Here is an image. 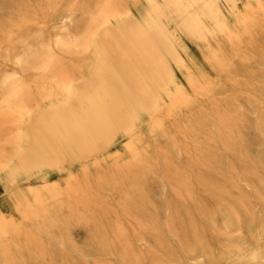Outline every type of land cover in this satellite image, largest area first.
Segmentation results:
<instances>
[{
  "label": "bare ground",
  "instance_id": "1",
  "mask_svg": "<svg viewBox=\"0 0 264 264\" xmlns=\"http://www.w3.org/2000/svg\"><path fill=\"white\" fill-rule=\"evenodd\" d=\"M48 24L58 33L28 37L27 28ZM255 34L264 35V0H0V57L15 67L0 72V264H13L10 245L16 259H50L35 264H264V96L254 127L250 103L238 104L237 134L231 113L214 122L210 164H177L197 121L176 132L181 112L211 95L200 63L225 72L227 45L248 61ZM219 146H238L239 166L211 165ZM68 161L81 164L71 171ZM45 169L55 179L19 185ZM51 208L67 214L56 219ZM202 220L230 238L223 249L199 230ZM69 224L85 228L58 229ZM46 245L48 257L25 254Z\"/></svg>",
  "mask_w": 264,
  "mask_h": 264
},
{
  "label": "rangeland",
  "instance_id": "2",
  "mask_svg": "<svg viewBox=\"0 0 264 264\" xmlns=\"http://www.w3.org/2000/svg\"><path fill=\"white\" fill-rule=\"evenodd\" d=\"M39 28L46 31L48 36H52L58 33L57 25H52V24H48L46 26L40 25V26L27 28L28 31L26 33L28 34V37H30L33 34V32L31 31ZM219 38L223 39L224 37L220 36ZM261 40H264V35L255 34L253 35V41L246 42L248 44L244 46V49L247 48L246 54L251 56L250 59H248V61H240L237 57L233 55L232 48L227 45L225 49L227 50V55L230 57L231 64L229 65V67H227L225 72H222L220 74L214 72L206 65L200 63L201 72H204L209 77H211L210 78L212 80V85H211L212 87L210 89L211 95L208 98L202 97V104L200 105L195 104L194 106L186 107L181 112V120L178 122V125L176 127V132H181L184 128L187 129L188 124H190L189 120L191 119V117L195 118V121L197 119L198 122L196 121V123H193V129L189 127L188 130L186 131L188 134V139H186V146L184 148L186 150V153L183 155L181 163H177V164L185 165L187 167L210 164L207 159L208 154L210 151L217 150L215 148L216 141L212 139V136L217 135V132H215L214 129H212V125L214 124V122L218 119L224 118V116L231 113L232 114L231 119L232 120L236 119L234 123L235 125L233 127L234 128L233 132L237 134L238 131H242V123L239 120L237 121V119H240L241 116V114H239L238 112V106H239L238 104L245 106L247 109H249L247 103H250L252 105L250 106V110L252 114L248 117H250V119L252 120L251 121L252 126L254 127L256 125V116L258 113V100L262 99L261 95L264 96V91L261 92L262 94H260L259 91L255 89V87H257L259 84L264 83V67L262 65L264 64V58H258V55L264 56V49H262L264 48V41ZM255 44L258 45V52H255L254 50ZM17 48H18L17 49L18 52L22 50L21 45H17ZM196 54H197V59H199L200 62L201 60H204V57L208 55V50L206 49V46H202L201 51L199 50ZM252 55H256V57H252ZM63 58H64L63 60L66 61L69 60L68 56H65ZM14 68L15 67L11 63L5 62L4 59L0 57V72L3 73L5 71H12L14 70ZM241 69L243 70L242 72ZM22 76L30 79L37 77L38 73L24 72ZM179 80H181V78ZM190 91L191 90L188 89V92ZM233 104H235L234 107ZM231 124H232L231 121H229L228 123H226V126H228L229 128ZM228 128L221 129L220 134H225V132L228 131ZM248 134L250 135L252 134V136H256L258 138V131L254 128H252V130H250ZM209 138L211 139L209 140ZM148 140L149 139H147V141ZM120 145L121 143L119 144V148L121 147ZM238 150H239L238 146H234V147L231 146V148L219 146L218 163H216L217 161H214L211 163V165L223 167L228 163V161H233L235 166H239V163L237 161L239 159ZM248 154L252 158H257L259 156L258 146L248 145ZM145 181H143V184H145ZM149 182L150 180L147 179L146 183ZM146 188H147L146 184L145 187L142 185V189L146 190ZM149 196L151 198H154V200L158 199L159 197L158 189L153 187V189L150 190L149 192ZM3 199L4 197H2L1 200ZM210 202L211 200L209 201V203ZM257 208L258 207H256V209ZM150 213H156L157 214L156 219L162 221L164 216V213L162 211H156V212L150 211ZM66 214L67 212L58 209L56 210L55 208H51L49 212V215L55 218L66 216ZM201 224L203 226L199 227V230L205 231V236L209 239L212 247H214L216 250L223 249L224 246L227 244V242L230 240V238H227L221 233H217L215 231L210 230L208 225L205 224V220H202ZM82 228L85 227L74 226L73 224L71 225L69 224L66 226L64 225L58 229L76 231V230H82ZM181 232L182 233L185 232L188 239H192V234L190 233L191 230L185 225V223L183 225V228L181 229ZM74 238H75V243L77 245H81L82 240L80 239L79 235H74ZM3 242H5L4 239ZM165 244L166 246L168 245L171 247L177 246V243L171 241L168 238L165 240ZM30 248H32L30 251L29 250L25 251V254L27 256H30L31 254L39 255L41 253V256L48 257L50 253L49 245H46L42 249L35 248L33 246ZM5 251H6L5 255L8 256V258H6L5 261L13 264L14 263L35 264V263L50 262V259L48 258L44 260L30 259V258L29 259L27 258L25 260L16 259L15 258L16 247L14 245H10L9 248H7V250ZM1 261L5 262L3 260ZM209 264H226V263H224L223 258L222 259L217 258Z\"/></svg>",
  "mask_w": 264,
  "mask_h": 264
},
{
  "label": "crops",
  "instance_id": "3",
  "mask_svg": "<svg viewBox=\"0 0 264 264\" xmlns=\"http://www.w3.org/2000/svg\"><path fill=\"white\" fill-rule=\"evenodd\" d=\"M173 24H176L175 22H173ZM172 23L170 25H173ZM174 68V73H176V70L177 68L173 67ZM80 162H74V161H68L66 163V166H67V169L68 170H76L79 166H80ZM44 173H48L49 176L51 177L50 180H53L55 179V176H56V172L55 170H52V169H45L43 172L40 171L38 172L37 174L35 175H30L28 177H24L25 179H22V181L19 183L20 186H29V185H36L39 183L37 177L41 174H44ZM1 199V198H0Z\"/></svg>",
  "mask_w": 264,
  "mask_h": 264
}]
</instances>
